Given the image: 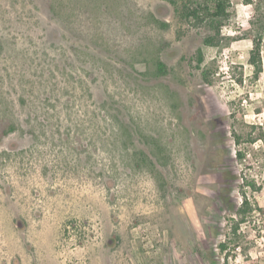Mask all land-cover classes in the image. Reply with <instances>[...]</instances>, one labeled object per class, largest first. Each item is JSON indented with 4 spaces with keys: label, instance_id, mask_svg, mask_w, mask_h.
I'll return each instance as SVG.
<instances>
[{
    "label": "rangeland",
    "instance_id": "1",
    "mask_svg": "<svg viewBox=\"0 0 264 264\" xmlns=\"http://www.w3.org/2000/svg\"><path fill=\"white\" fill-rule=\"evenodd\" d=\"M257 1L229 0L216 48L165 0H0V264H264V140L239 163L231 136L264 133ZM224 171L236 206L257 187L227 260Z\"/></svg>",
    "mask_w": 264,
    "mask_h": 264
},
{
    "label": "trees",
    "instance_id": "2",
    "mask_svg": "<svg viewBox=\"0 0 264 264\" xmlns=\"http://www.w3.org/2000/svg\"><path fill=\"white\" fill-rule=\"evenodd\" d=\"M171 5L175 6L178 15L186 21L192 22L193 25L205 26L209 30V34L206 35L202 42L207 47L220 48L225 39L222 35L223 27L228 23L230 18L229 13V0H191L186 2L180 7H177V0H165ZM264 0H258L255 7V13H259V8ZM258 17V18H257ZM252 24V29L248 31V37L251 39L252 48L249 52L248 63L252 68V80L255 82L258 80L262 72V61H261V43L264 36V19L261 20V15L257 16ZM264 18V17H263ZM162 28L167 27L165 23H158ZM227 40V39H226ZM196 62L200 65L203 62L202 53L199 51L197 53ZM155 74L157 76H163L167 74L166 66L159 60H154ZM201 76L207 84H212V75L208 69L201 70ZM251 129L249 132H244V129H236L232 127L231 136L233 143L236 147L235 158L241 163L245 159V152L240 148L243 144L251 145L256 140H264V133L253 135V130L256 129L254 125H250ZM259 128V127H257ZM15 130L14 125H9L7 132H13ZM152 170H155L154 165H151ZM156 171V170H155ZM157 172V171H156ZM236 181V176L232 171H224L220 177V191L219 200L221 204L227 207L229 210L234 212V216L227 218V234L224 241L218 244V250L221 255L228 259V257H233L231 252H235L242 244L244 234L242 233V225L251 219L252 213L254 211L253 205L251 203L250 197L247 195L246 190L255 191L257 187L253 182L243 180L240 185V204L236 206L234 202L230 199L229 189ZM264 238V233L262 235Z\"/></svg>",
    "mask_w": 264,
    "mask_h": 264
}]
</instances>
